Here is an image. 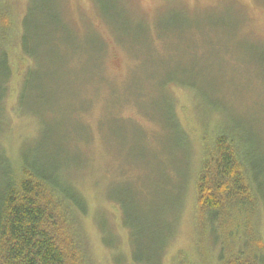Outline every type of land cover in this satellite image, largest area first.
<instances>
[{"label":"rangeland","instance_id":"374dc122","mask_svg":"<svg viewBox=\"0 0 264 264\" xmlns=\"http://www.w3.org/2000/svg\"><path fill=\"white\" fill-rule=\"evenodd\" d=\"M4 1L17 28L28 17L34 62L22 79L14 41L0 160L49 163L84 191L69 234L83 264H223L201 246L197 183L225 130L264 184V0ZM223 206L231 258L245 228L264 235V204L255 225Z\"/></svg>","mask_w":264,"mask_h":264},{"label":"trees","instance_id":"16d2710c","mask_svg":"<svg viewBox=\"0 0 264 264\" xmlns=\"http://www.w3.org/2000/svg\"><path fill=\"white\" fill-rule=\"evenodd\" d=\"M15 21L6 2L0 0V102L3 107L14 74L9 55L14 41L28 61L22 79H27L34 62L26 44L28 17H22L20 28ZM5 155L0 160L4 169L0 182V264H83L80 249L69 234L74 221L87 211L84 191L64 183L57 167L51 168L49 163L18 164L8 151ZM246 159L237 140L223 130L205 150L198 178L196 219L203 233L201 246L210 240L212 250L215 248L223 264H253L249 257L258 248L262 254L259 264L264 262V235L255 229L256 233L247 234L249 228H245L239 234L236 241L240 246L233 251V257L228 258L230 254L226 252L233 248L225 245L223 202L230 203V220L242 212L251 217L252 225L258 208L264 204V184L259 180L261 175L254 172L257 159L252 158L253 169Z\"/></svg>","mask_w":264,"mask_h":264}]
</instances>
